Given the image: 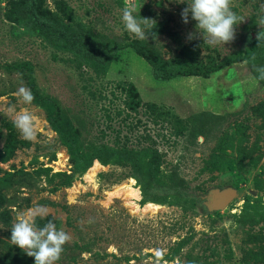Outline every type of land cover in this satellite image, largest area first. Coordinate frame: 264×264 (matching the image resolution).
<instances>
[{"label":"rangeland","instance_id":"1","mask_svg":"<svg viewBox=\"0 0 264 264\" xmlns=\"http://www.w3.org/2000/svg\"><path fill=\"white\" fill-rule=\"evenodd\" d=\"M8 1L0 0V264H33L11 244L10 229L19 214L38 205L47 215L36 217V228L51 220L70 236L57 264H264V80L257 72L264 54L208 78L160 82L144 59L125 49L107 74L97 75L36 30L9 21ZM57 1L47 4L54 9ZM63 1L76 22L106 40L133 38L121 23L124 8L138 20H154L145 41L166 60L194 52L199 62L239 58L252 48L264 18V0H232V11L244 20L225 49L186 39L196 23L191 16L182 22L186 3ZM20 61H30L27 75L56 105L59 118L81 130L85 144L126 145L146 164L157 152L159 166L145 182L164 202L144 203L132 169L117 162H95L70 187L62 186L59 175L71 174V157L44 109L18 97L30 81L5 64ZM129 84L143 103L136 112L126 107ZM22 111L36 117L32 141L13 126ZM227 189L236 191L234 201L225 210L212 208L210 194Z\"/></svg>","mask_w":264,"mask_h":264},{"label":"trees","instance_id":"2","mask_svg":"<svg viewBox=\"0 0 264 264\" xmlns=\"http://www.w3.org/2000/svg\"><path fill=\"white\" fill-rule=\"evenodd\" d=\"M6 16L12 23L36 30L38 35L49 45L62 52L70 53L74 58L72 62L78 63L79 68H90L97 75L107 74L117 53L125 49L133 50L144 59L150 65L154 79L160 82L191 76L208 78L235 62L251 61L257 53L264 54V37H262L260 40H255L252 48L239 58L199 62L197 54L194 52L189 55V58L176 56L166 60L156 48L145 40L129 36L123 41L98 38L92 28L74 20L73 9L63 0L57 1L54 9L48 6L47 0H9ZM5 68L20 71L22 77L30 81V90L34 96L32 103L44 109L48 121L68 149L73 168L71 174L59 175L64 178L62 186L70 187L75 178L84 174L95 162L104 166L117 162L121 166H128L132 169L131 177L141 187L144 203L164 202L154 194L151 184L145 182L147 175L150 178L154 177V168L159 166L160 157L157 152L152 156L153 164H146L142 161L140 154L129 149L126 145L85 144L82 142L81 130L59 118V110L56 105L37 90L34 80L30 75H27L26 72L31 70L30 61L5 64ZM124 89L129 99L126 102L127 109L136 112L143 105L139 91L133 84H129ZM148 107L150 109L157 108L154 104H150ZM2 155L3 153L0 152V159Z\"/></svg>","mask_w":264,"mask_h":264},{"label":"clouds","instance_id":"3","mask_svg":"<svg viewBox=\"0 0 264 264\" xmlns=\"http://www.w3.org/2000/svg\"><path fill=\"white\" fill-rule=\"evenodd\" d=\"M175 2L187 4L180 13L184 24L189 23V16L196 22L195 32L188 33L186 37L188 41L199 37L209 46L225 48V45L235 40L236 27L244 20L232 11V0H175ZM121 23L124 30L134 39L145 40L155 21L148 18L138 20L132 10L124 8ZM258 26L262 29L257 35V39L260 40L264 37V18L259 20ZM257 72L259 79L264 80V67L258 68ZM17 95L26 105H30L34 100L31 90L25 87H20ZM12 123L25 140L32 141L36 138L37 123L32 113L19 112ZM46 215L44 206L38 205L35 210L29 209L26 213L19 214L10 229L11 244L34 258L33 264H57L64 245L70 240L68 233L62 229L58 230L51 220L41 228L34 226L37 216L43 218Z\"/></svg>","mask_w":264,"mask_h":264},{"label":"water","instance_id":"4","mask_svg":"<svg viewBox=\"0 0 264 264\" xmlns=\"http://www.w3.org/2000/svg\"><path fill=\"white\" fill-rule=\"evenodd\" d=\"M251 194L256 196V192L251 191ZM236 191L227 189L224 191L214 190L209 197V204L216 210H225L236 198Z\"/></svg>","mask_w":264,"mask_h":264}]
</instances>
